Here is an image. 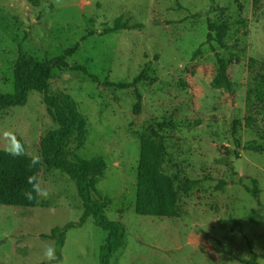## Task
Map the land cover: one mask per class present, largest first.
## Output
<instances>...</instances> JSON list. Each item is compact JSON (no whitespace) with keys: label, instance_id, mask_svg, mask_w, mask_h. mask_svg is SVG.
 I'll list each match as a JSON object with an SVG mask.
<instances>
[{"label":"rangeland","instance_id":"obj_1","mask_svg":"<svg viewBox=\"0 0 264 264\" xmlns=\"http://www.w3.org/2000/svg\"><path fill=\"white\" fill-rule=\"evenodd\" d=\"M258 4L0 0V91L12 90L20 53L48 60L76 42L78 49L66 60L86 66L101 81L54 68L49 89L69 94L87 121L83 142L72 138L66 145L69 158L76 153L105 160L96 188L109 199L105 214L126 227L125 244L111 264H245L248 242L264 252V0ZM119 15L143 26L101 35ZM219 25L228 27L223 39L207 43V33L215 37ZM216 53L227 63L230 89L211 85ZM146 64L155 80L138 84L142 104L135 114L132 89L102 82L130 81ZM56 127L42 94L30 91L24 105L0 115V149L7 150L14 138L24 154L39 157L40 138ZM142 137L164 148L161 169L177 188L178 217L134 211ZM185 179L200 182L185 192ZM253 179L261 205L247 191ZM221 180L226 184L218 188ZM38 186L46 196H38L36 206L0 205V264H49V246L56 252L50 264H99L106 232L91 217L79 224L84 206L74 181L42 165ZM54 227L60 228L61 243L42 236Z\"/></svg>","mask_w":264,"mask_h":264},{"label":"trees","instance_id":"obj_2","mask_svg":"<svg viewBox=\"0 0 264 264\" xmlns=\"http://www.w3.org/2000/svg\"><path fill=\"white\" fill-rule=\"evenodd\" d=\"M253 7L254 9L259 7L258 0H253ZM142 26L141 23L130 24L128 20H123L122 15H119L111 26L103 27L99 33L105 35L118 32L121 29H134ZM227 29L226 25H219L215 37L211 33H207L206 42L209 43L214 38L221 41ZM93 34L94 30L87 31L89 36ZM84 38L83 36L82 39ZM78 46L79 43L76 42L62 54L48 60L35 59L20 53L14 62L12 90L10 92L0 91V115L9 107L24 105L30 91H36L42 94L46 111L57 123V127L47 131L40 138V162L34 167L30 166L33 157L26 154L14 157L9 155L7 150L0 149V205L24 208L36 206L38 196L35 193H33L35 198L32 200H28L24 196L26 191L32 189V185L27 182L28 178L34 176L36 177L35 182L38 183L42 165L60 170L74 181L77 194L83 203L84 210L79 224L85 223L86 219L91 217L95 224L106 232L104 243L101 245L99 264H111L113 254L125 244L126 227L123 222L110 219L105 214L109 199L96 188L97 179L103 174L106 167L105 160L100 156L86 159L76 153L72 158H69L66 145L72 138L78 143L83 142L88 133L87 121L69 94H54L50 93L49 89L54 68H70L83 73L94 83L101 82L98 75L89 71L86 66L70 65L66 60L69 55L76 52ZM198 54L199 50L194 53V56ZM216 59L218 71L212 79L211 85L214 88L230 89L231 81L227 73V63L219 53H216ZM148 65L146 64L130 81L105 80L102 82L105 86L115 89H132L135 95L133 106L135 114L140 113L142 104L138 84L143 81L155 80V77L149 73ZM152 132L156 131L152 130ZM236 142L239 143V141ZM164 155L165 151L161 144L145 137L141 138L134 204V211L138 215L166 218L179 216L177 188L173 184V180L161 169ZM199 182L198 179H185L182 185L183 190L188 192ZM225 184L226 182L221 180L217 186L222 188ZM252 184L251 188L247 187V191L256 199L257 204L261 205L259 182L257 179H253ZM68 226L71 227L72 224L69 223ZM59 232L60 228L54 227L49 235L42 236L57 239ZM57 241L62 242L61 239H57ZM248 245L251 257L241 260L245 264H258L257 260L264 258V252L256 253L249 242ZM226 251L231 252L230 249H226Z\"/></svg>","mask_w":264,"mask_h":264},{"label":"clouds","instance_id":"obj_3","mask_svg":"<svg viewBox=\"0 0 264 264\" xmlns=\"http://www.w3.org/2000/svg\"><path fill=\"white\" fill-rule=\"evenodd\" d=\"M7 151H8L9 155H12L14 157L15 156H22L24 154L22 146L20 145L19 141L15 140L14 138H13V143L8 147ZM39 162H40V158L38 156L33 157L31 160L30 166L34 167ZM35 181H36V177H34V176H31L28 178L27 182L30 185H32L31 191H26L24 193L25 198L28 200H32L35 198L33 196V193H35L37 196H41V195L46 196V193H43V190L39 188L38 183H36ZM44 256L50 264L51 261L56 259L55 248L52 246L47 247L45 252H44Z\"/></svg>","mask_w":264,"mask_h":264}]
</instances>
